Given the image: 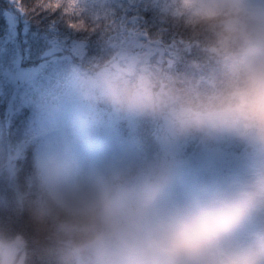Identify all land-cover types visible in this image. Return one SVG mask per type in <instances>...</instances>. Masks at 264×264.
<instances>
[{
	"label": "clouds",
	"instance_id": "clouds-1",
	"mask_svg": "<svg viewBox=\"0 0 264 264\" xmlns=\"http://www.w3.org/2000/svg\"><path fill=\"white\" fill-rule=\"evenodd\" d=\"M179 8L207 33L203 50L220 70L211 93L109 82L107 99L164 120L174 139H229L257 161L167 206L173 174L163 164L136 187L80 192L60 231L83 264H264V13L247 0H179Z\"/></svg>",
	"mask_w": 264,
	"mask_h": 264
},
{
	"label": "rangeland",
	"instance_id": "rangeland-1",
	"mask_svg": "<svg viewBox=\"0 0 264 264\" xmlns=\"http://www.w3.org/2000/svg\"><path fill=\"white\" fill-rule=\"evenodd\" d=\"M247 3L253 13H264V0H247ZM133 5L146 11L152 7L154 11L175 9L182 12L179 0H79L78 7L91 13H106L113 7L128 6L126 8L130 9ZM135 24L132 26L137 28L138 24ZM122 42L113 43L115 59L112 58L110 73L105 70L97 76L87 77L81 69L56 61L58 68L54 74L43 77L40 73L33 74L27 81L30 89L17 99L21 105L16 110L22 105L34 109L30 113V122H35V126L31 132L28 129L27 136L25 134L20 141L24 146L27 142L23 139L38 140L37 165L41 173L37 184L40 187L44 184V190L49 188L46 193L51 192L67 207L68 218L78 203L80 192L106 189L102 170L109 164L111 171L116 172V183L129 187L138 186L156 167L166 165L173 174L172 186L162 201V205L167 206L185 200L214 181L243 176L257 161L253 151L232 140L206 143L194 138L174 139L164 120L130 114L110 103L103 90L106 83H121L134 89L149 84L151 67L145 69L144 66H151V63L148 60L141 62L140 55H128L129 45L121 47ZM144 51H149V56H157L151 58L158 64L159 50L156 47H146ZM138 68L142 69L141 74ZM6 82L5 77L4 84ZM214 87V83L197 81L188 92L210 94ZM5 93L9 94V90L5 89ZM31 95H35L34 99L42 98L44 105H37ZM15 103L11 105V111ZM88 112L92 121L88 119ZM93 124L95 130L91 128ZM127 127L132 132L126 139L101 140V129L124 131ZM94 131H99L98 138ZM15 146L0 144V171L3 167L8 169L11 161L22 154ZM246 237L244 234L242 238ZM0 254L3 264L23 263L24 253L19 239L10 244L0 243Z\"/></svg>",
	"mask_w": 264,
	"mask_h": 264
},
{
	"label": "trees",
	"instance_id": "trees-1",
	"mask_svg": "<svg viewBox=\"0 0 264 264\" xmlns=\"http://www.w3.org/2000/svg\"><path fill=\"white\" fill-rule=\"evenodd\" d=\"M4 6L5 0H0V7ZM126 7H113L106 13L86 11L88 31L83 33L85 38L55 58L56 61L81 69L84 75H96L112 65L113 42L134 35L140 37L142 45L152 44L159 49L158 64L153 61L154 58L150 59L149 84L154 86V90H162L166 81L171 83L167 86L182 92H188L197 81L214 83L220 70L203 50L207 33L200 26L186 22L183 13L175 9L161 12L159 9L154 11L152 7L147 11L136 5L130 9ZM134 22L138 24L137 28L132 26ZM20 54L28 59L27 48L22 49ZM5 77L0 70V86L5 85ZM7 94L0 101V144L16 145L22 154L11 161L8 169L3 167L0 171V243L10 244L19 239L24 253L22 264H83L69 251L60 231L61 225L69 220L67 207L53 194H44L37 185L41 173L37 165L38 140L25 137L23 142L27 144L21 145V138L25 134L27 136L28 129L31 132L35 125V122H30V113L34 109L22 105L23 111L21 108L16 110L21 105L20 99H17L25 95L24 92L17 97L9 114L5 110ZM30 97L34 99L35 95ZM30 97L28 102H31ZM34 102L44 105V100L34 99ZM88 119H93L90 112ZM123 130L113 133L112 130L106 132L101 129V138L105 136L112 142L118 139L119 133L125 137L131 132L128 127ZM102 174L105 188L117 184L114 169L111 171L107 167ZM0 264H3L1 254Z\"/></svg>",
	"mask_w": 264,
	"mask_h": 264
},
{
	"label": "snow or ice",
	"instance_id": "snow-or-ice-1",
	"mask_svg": "<svg viewBox=\"0 0 264 264\" xmlns=\"http://www.w3.org/2000/svg\"><path fill=\"white\" fill-rule=\"evenodd\" d=\"M78 4L79 0H5L0 7V70L7 78L0 86V101L7 88L8 113L17 97L30 89L27 81L33 74H54L55 58L85 38L87 9ZM25 48L27 60L20 54Z\"/></svg>",
	"mask_w": 264,
	"mask_h": 264
},
{
	"label": "bare ground",
	"instance_id": "bare-ground-1",
	"mask_svg": "<svg viewBox=\"0 0 264 264\" xmlns=\"http://www.w3.org/2000/svg\"><path fill=\"white\" fill-rule=\"evenodd\" d=\"M39 100H42V98H39ZM38 151H39V145H38ZM42 184V183H41ZM38 185V184H37ZM39 186V189H40V191H42L44 194H45V192H46V190H48V189H46V190H44L42 187L43 186H45L44 184H42V187H40V185H38ZM47 192H49V191H47ZM51 193V192H50ZM52 194V193H51Z\"/></svg>",
	"mask_w": 264,
	"mask_h": 264
}]
</instances>
